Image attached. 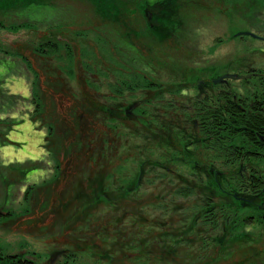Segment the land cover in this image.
Instances as JSON below:
<instances>
[{"label": "trees", "instance_id": "16d2710c", "mask_svg": "<svg viewBox=\"0 0 264 264\" xmlns=\"http://www.w3.org/2000/svg\"><path fill=\"white\" fill-rule=\"evenodd\" d=\"M84 1L94 6L101 20L130 29L133 12L121 0ZM174 2L146 0L141 9L150 21V37L164 44L180 27V8ZM29 6L53 8L52 0H0V14L23 11ZM3 25L0 23L2 30ZM83 36V32L75 35ZM78 43L79 46L73 40L59 42L42 37L30 44L38 71L46 79V90H31L27 100L19 95L9 100L12 110L14 103L29 102L31 111L26 115L37 129L45 130L44 151L56 157L58 165L60 177L52 181L53 202L37 223L46 226L47 219L54 218L55 222L45 228L48 234L56 236L59 231L61 236L68 234L70 241L66 249L52 251L43 264H75L71 254L91 250L96 253L92 257L112 264L115 260L183 264L182 255L190 250L197 252L200 263L203 258L211 261L215 250L241 238L236 230L243 221L247 226L246 211L264 212V176L254 166L264 159V100L256 96L245 99L221 90L220 82L197 84L199 97L184 100L181 87L160 88L154 80L137 85L139 74L127 71L123 77L134 78L130 90L140 89V96H144L136 109L139 117L135 118L127 106L137 100L124 99L129 89L119 85L120 78L112 82L94 50L88 53L85 40ZM10 50L15 53L17 49ZM110 56L122 68L126 66L112 52ZM25 61L40 81L33 62ZM205 85L208 88L203 90ZM106 88L104 94L101 89ZM47 99H52V106ZM58 102L68 103L63 121L58 117ZM19 122L0 118L1 147L9 144V132ZM57 126L66 128L75 146L63 149ZM130 142L135 144L133 151L127 150ZM124 151L127 161L134 157L137 164L131 176L122 173L128 168L122 161L114 164ZM164 152L171 156L161 155ZM27 163H12L6 167L10 175L1 176L6 190L5 208L16 184L14 177L22 183L28 173L42 170L36 161ZM107 163L112 166L109 171L103 166ZM155 176L168 183L159 189L154 201H143L140 190L144 185H157ZM52 182L25 188L23 200L30 209L35 195H39L37 189ZM3 208L0 207L2 230L17 220L13 212ZM30 209H26L27 214ZM102 242H106V251L102 248L100 252ZM9 247L0 245V264H35L18 252L8 254Z\"/></svg>", "mask_w": 264, "mask_h": 264}, {"label": "rangeland", "instance_id": "374dc122", "mask_svg": "<svg viewBox=\"0 0 264 264\" xmlns=\"http://www.w3.org/2000/svg\"><path fill=\"white\" fill-rule=\"evenodd\" d=\"M174 1L180 8L178 13L180 27L171 33L170 40L165 44L150 37L152 32L150 21L141 11L146 0H121L125 8H129L130 13L133 12L130 18V29H124L118 25L113 26L101 20L94 6L84 0H52V9L29 6L23 11L0 14V23L4 24L3 27L5 26L4 30L0 27V118L15 119V116H20V127L17 125L9 132V144L4 147L0 146V207H4V211H11L17 216L13 225L7 224L8 228L4 230L0 228V245L11 246L6 251L8 254L18 252L24 255V259H29L35 264H43L52 251L66 249L70 241L68 234L61 236L59 231L56 236L48 234L45 228L55 222L54 218L47 219L46 226L37 223L38 218L43 217L49 211L53 202L52 193L55 192V184L52 181L55 177H60L56 171L58 166L54 161L56 157L46 155L43 148L45 130L35 127L36 130L32 131L28 123H21L22 120L25 121V116L29 117L26 115L31 111V108L28 110L29 102L14 103L13 110L10 109L11 96L19 95L27 100L30 98L31 90H37L38 93L41 89L46 90V79L43 78L42 71H38L39 67L29 47L30 44L36 43L38 38L45 37L48 40L59 42L73 40V43L78 46L80 44L78 42L85 40L88 43V53L94 50L99 60L106 65L112 82L120 78L119 85L126 87L127 91L129 89L128 93L124 94L126 100L134 99L142 104L144 99L143 95L140 96V89L137 92H132L134 89L130 90V85L134 84V78L123 77L122 73L126 74L127 71H129L128 74L135 72L139 74L136 78L137 85L142 86L146 80H149V83L154 80L156 84H160V88L179 86L182 89L183 99L199 97L197 84L215 83L216 80L219 81L227 75L244 76L247 78L228 79L227 82L219 83L218 86L221 85V90H229L241 98L249 99L256 96L264 100V0ZM79 32L85 33V36L75 37ZM247 33L257 35L259 38L245 35ZM101 41L106 43L100 45ZM10 49H17L16 54ZM110 52L121 60V64L126 63V66L122 68L120 64H116L111 59ZM25 59L33 62V67L39 72L40 81L35 78L34 70L27 66ZM210 78L212 80H209ZM74 83L76 82L73 81L72 85L77 91ZM202 87L203 90L208 88L206 85ZM101 91L105 94L107 88ZM94 93L92 91L93 96H95ZM47 100L52 106V99ZM178 101L181 102L180 99ZM58 103V117L60 121H63L62 116L65 118V114L68 113V103ZM131 116L139 117L137 111L131 112ZM57 129V132H60V142L64 150L75 146L76 143H71L66 128L57 126ZM13 135H16L15 138H19L20 141L13 140ZM132 149H135V144L130 142L127 150L133 151ZM161 155L171 156L165 152ZM133 159L127 161L128 154L124 151L114 161V164L122 161L121 163L128 167L123 169L122 173L131 176L132 167L137 165ZM32 161L40 163L42 170H33L28 173L22 183L18 181L20 178L14 177L16 184L13 187L10 204L5 208L6 190L1 176L10 175L6 167L12 163H31ZM25 165L31 167L29 163ZM63 166L65 168V165ZM103 166L108 171L112 168L110 163L103 164ZM254 166L264 176V159ZM101 167L100 164L99 168ZM44 181L52 182V184H46L45 187L37 189L36 194L39 193V195H35L30 209L23 200L25 188L33 184H43ZM166 181L158 178L155 181L157 185H144L140 190V194L144 196L143 201H154L159 189L168 183ZM26 209H30L29 214L26 213ZM103 212L106 213L107 210ZM244 217L248 218L247 226L246 221H243V224L236 230L241 234V238L238 237L239 239L234 242H229L221 250H215L212 255L213 260L208 262V259L202 257L203 260L200 263L197 252L190 250L182 255V259H185L183 264H206V262L264 264V224H262L264 223V212L248 210L244 213ZM100 247L98 251L102 252V248L105 250L106 242H102ZM90 253L77 256L71 254L70 257H74L75 264H112L107 261L100 262L98 258L92 257V254L96 255L93 250ZM139 256L142 257V255ZM17 257L19 259V256ZM125 263L146 264L142 261L132 263L127 260L121 262L115 260L114 264Z\"/></svg>", "mask_w": 264, "mask_h": 264}, {"label": "water", "instance_id": "95a60500", "mask_svg": "<svg viewBox=\"0 0 264 264\" xmlns=\"http://www.w3.org/2000/svg\"><path fill=\"white\" fill-rule=\"evenodd\" d=\"M245 35H249V36H251V37H253V38H259V36H257V35H254V34H252V33H247V34H245ZM247 77H244V76H235V75H227V76H225V77H222L219 81L218 80H216V82H220V83H223V82H227V80L228 79H232V80H238V79H246ZM215 82V83H216Z\"/></svg>", "mask_w": 264, "mask_h": 264}, {"label": "crops", "instance_id": "0c3cea01", "mask_svg": "<svg viewBox=\"0 0 264 264\" xmlns=\"http://www.w3.org/2000/svg\"><path fill=\"white\" fill-rule=\"evenodd\" d=\"M28 110H30V108H28ZM19 117H20V116H19ZM19 117H16V116H15V119L20 120ZM24 120H25V121L22 120L21 123H24V124H27V123H28V127L30 128V130H32V131H35V130H36L34 124H33L31 121H29L28 117L25 116V117H24ZM19 127H20V125H19ZM19 130H20V128H19ZM15 134L17 135V134H18V131L15 132ZM16 135H13V136H12V139H13V140L20 141L19 138H17V137L15 138ZM20 145L22 146V144H20ZM10 148H11V147H10ZM15 159H16V157H15ZM12 160H13V159H12Z\"/></svg>", "mask_w": 264, "mask_h": 264}, {"label": "flooded vegetation", "instance_id": "af4514ba", "mask_svg": "<svg viewBox=\"0 0 264 264\" xmlns=\"http://www.w3.org/2000/svg\"><path fill=\"white\" fill-rule=\"evenodd\" d=\"M141 103H137V102H130L129 105L127 107L130 108L131 112H135L136 109L140 108Z\"/></svg>", "mask_w": 264, "mask_h": 264}]
</instances>
